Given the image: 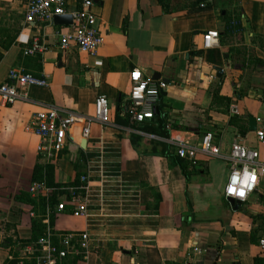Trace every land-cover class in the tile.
I'll use <instances>...</instances> for the list:
<instances>
[{
  "label": "crops",
  "instance_id": "1",
  "mask_svg": "<svg viewBox=\"0 0 264 264\" xmlns=\"http://www.w3.org/2000/svg\"><path fill=\"white\" fill-rule=\"evenodd\" d=\"M171 1L165 10L158 0H92L103 43L87 54L74 44L59 49L57 33L71 23H55L53 17L27 22L26 0H0V26L12 39L6 50L0 48V84L11 68L49 82L24 88L28 100L8 106L0 101V264H15L32 242V219L44 231L47 225L54 232L88 231L96 252L68 264H184L193 246L203 249L193 256L195 264H264L257 245L264 234V177L238 206L223 193L231 142L260 147L255 131L264 128V0H207L201 10L192 9L195 0L183 8ZM80 2L67 0V8ZM207 30H217L219 37L205 49ZM34 37L48 49L23 54ZM135 68L144 77L168 80L156 109L167 123V138L128 129L132 125L122 111ZM99 95L109 101L111 123L92 122L81 147L77 122L57 159L43 160L39 138L29 129L39 102L92 116ZM231 104L239 114L230 112ZM206 131L223 155L183 158L188 159L181 161L183 173L168 139L178 134L197 144ZM39 163L54 165L56 183L73 181L77 171L89 177L87 217L72 215L65 193L53 206L45 203L54 214L51 224L45 211L17 199L23 194L48 199L52 193L33 196L28 190ZM60 201H66L65 209L57 211Z\"/></svg>",
  "mask_w": 264,
  "mask_h": 264
},
{
  "label": "built area",
  "instance_id": "2",
  "mask_svg": "<svg viewBox=\"0 0 264 264\" xmlns=\"http://www.w3.org/2000/svg\"><path fill=\"white\" fill-rule=\"evenodd\" d=\"M92 0H81L80 6L69 10L67 0H26L25 20H50L54 15L69 14L72 18L69 30L58 32L59 49L65 51L71 44L87 54H94L103 43V37L97 28V16L92 10ZM219 33L217 30H207L203 34L202 48H210L218 43ZM44 40L34 37L23 54L32 55L44 53L47 50ZM129 78L131 88L126 98L124 109L131 125L129 130L147 134L138 129L136 125L142 124L152 119L156 114L159 103L160 90L165 86L162 81L144 77L137 68L130 71ZM49 82L45 77H38L23 71L22 68H11L7 78L0 84V101L3 106L14 104L17 100H28L24 88L29 86H48ZM40 109L33 114L29 122V129L39 138L37 152L43 160L47 162L56 160L60 151L64 148L67 132L71 126L80 122L81 137L88 138L90 124L98 122L100 125H107L110 122L109 101L104 95H99L94 101V113L92 116H85L72 109L45 104L39 102ZM232 114H239L236 104H231L229 108ZM259 120V119H257ZM257 142L260 147H248L238 139H234L229 148L226 160L229 164V175L224 187L225 198H234L237 201H245L247 196L253 192L261 177H264V128L255 131ZM152 136V135H151ZM213 133L206 131L202 134L199 142L194 144L189 138L178 134L170 136L168 142L173 145L175 154L180 158L195 160L198 154L208 157H220V147L213 142ZM102 153V152H101ZM102 157V156H100ZM245 172L251 179V187L243 184ZM233 177L236 183L233 185ZM79 186H67L61 188L48 187L45 181H33L30 184V194L37 195L40 192H53L54 190L68 191L66 197H70V204L73 205L72 215L75 217H87V201L85 193L89 184V177L86 174L80 176ZM229 187L235 189L231 194ZM83 192L80 195L75 192ZM244 192L243 196L238 193ZM65 197V200H66ZM66 201L56 204V210L65 209ZM264 208V205H263ZM51 207L47 203L45 216L49 217ZM33 215V214H32ZM49 224V223H48ZM257 245L264 258V234L258 239ZM94 240L88 231H66L54 232L52 227L47 225L43 234L39 235L31 243L25 245L23 253L15 264H27L31 258L34 264H68V261L76 258V263L87 260L91 253L96 252ZM203 251L200 246H193L187 251V259L184 264H195L193 256ZM37 252L35 257L31 255Z\"/></svg>",
  "mask_w": 264,
  "mask_h": 264
},
{
  "label": "trees",
  "instance_id": "3",
  "mask_svg": "<svg viewBox=\"0 0 264 264\" xmlns=\"http://www.w3.org/2000/svg\"><path fill=\"white\" fill-rule=\"evenodd\" d=\"M204 1H207V0H195V2L193 3L194 6H192V9H195V10H201L204 8L206 9V7H207L206 3L207 2H204ZM169 2H170V0H158V3H160L162 8L165 10H169ZM200 3H202V4H200ZM227 22L229 23V21H227ZM3 36H5V38ZM11 44H12V39H10L8 37L7 29L0 26V48L6 50ZM2 55L3 54L0 51V61L2 59ZM158 108H159V106H158ZM118 111L120 112V108L118 109ZM156 115H157L156 117H153L152 119H150L151 121H149V122L146 121V122H143L142 124H138L136 126L138 129L144 131L145 133L154 134V135H158V136H162V137L167 138L169 136V132L166 129L167 123L164 120L163 113L159 110ZM125 118H126L125 121L127 120L128 124L131 125L129 118L127 116ZM165 154H168V153L165 152ZM184 160H188V159H183V158H179V157L176 158V164L181 168L183 173L185 172V170H184V165L181 164V161H184ZM190 161H192V160H190ZM53 167H54V165L52 163H45V164L39 163V164H37L33 170L32 180L33 181H45V184L48 187H53V188H61V187H67V186H79L81 184L80 183V176L82 175V172H80V171H77L73 181H71L69 183H62V184L56 183V181L54 180ZM78 191L79 190H75L76 193ZM60 193L69 194L68 191H63V190L57 189V190H54L49 195L48 199H46L44 196H39L36 199H32L30 196L25 195V194L17 196V199L29 202L33 206H38L41 214L43 215V213L45 211L46 201L48 200L50 202V204L53 206V204H55V197L57 195H59ZM53 220H54V214L52 213L50 215V224L53 222ZM44 227L45 226L41 224L40 220L38 221V220L32 219L31 220V238H30V240L33 241L39 235L43 234ZM36 255H37V252L33 253L31 256L35 257ZM27 264H34V260L30 258L27 261Z\"/></svg>",
  "mask_w": 264,
  "mask_h": 264
},
{
  "label": "water",
  "instance_id": "4",
  "mask_svg": "<svg viewBox=\"0 0 264 264\" xmlns=\"http://www.w3.org/2000/svg\"><path fill=\"white\" fill-rule=\"evenodd\" d=\"M53 20L54 22L56 23H71L72 21V18L69 14H65V15H54L53 16ZM158 78V76L156 77ZM164 83H168V80H162ZM163 91L160 90V93H162ZM249 129H254L255 128V118L253 116L249 117ZM85 144H86V138L82 137V140H81V147H85ZM227 200L230 202L231 205H235V206H238L239 204V201L235 200L234 198H227Z\"/></svg>",
  "mask_w": 264,
  "mask_h": 264
},
{
  "label": "clouds",
  "instance_id": "5",
  "mask_svg": "<svg viewBox=\"0 0 264 264\" xmlns=\"http://www.w3.org/2000/svg\"><path fill=\"white\" fill-rule=\"evenodd\" d=\"M251 179H252V177H250L249 174H248L247 172H245V175H244V178H243L242 183L245 184V185H247V186L250 188V187H251V184L249 183V181H250ZM245 181H246V183H245ZM232 183H233V185L236 183V178H235V177H233ZM231 189H234V188L229 187L228 192H229L230 194L232 193ZM241 192H243V191L241 190L239 193H241ZM239 193H238V194H239ZM239 195H240V194H239ZM243 195H244V192H243ZM243 195H240V196H243Z\"/></svg>",
  "mask_w": 264,
  "mask_h": 264
},
{
  "label": "rangeland",
  "instance_id": "6",
  "mask_svg": "<svg viewBox=\"0 0 264 264\" xmlns=\"http://www.w3.org/2000/svg\"><path fill=\"white\" fill-rule=\"evenodd\" d=\"M172 4L176 7L183 8V7H190L189 3L191 0H172Z\"/></svg>",
  "mask_w": 264,
  "mask_h": 264
},
{
  "label": "snow or ice",
  "instance_id": "7",
  "mask_svg": "<svg viewBox=\"0 0 264 264\" xmlns=\"http://www.w3.org/2000/svg\"><path fill=\"white\" fill-rule=\"evenodd\" d=\"M252 179L254 180L255 178L254 177H252ZM245 183H246V181H245ZM231 191L232 192H235V189H231ZM240 195H243V192H241V193H239Z\"/></svg>",
  "mask_w": 264,
  "mask_h": 264
}]
</instances>
